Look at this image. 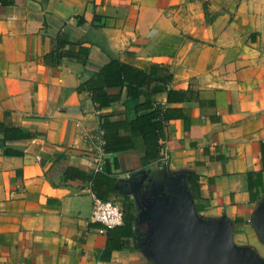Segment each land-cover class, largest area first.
I'll list each match as a JSON object with an SVG mask.
<instances>
[{"label": "crops", "instance_id": "crops-1", "mask_svg": "<svg viewBox=\"0 0 264 264\" xmlns=\"http://www.w3.org/2000/svg\"><path fill=\"white\" fill-rule=\"evenodd\" d=\"M59 32L88 48L85 64L53 62ZM112 59L166 84L155 160L139 138L100 151L99 115H132L125 87H107L119 99L101 109L77 87ZM170 88L186 93L167 101ZM141 170L183 172L190 192L192 176L198 214L224 215L234 243L264 258L251 223L264 197V0H0V264H151L122 183ZM96 190L133 201L131 227L98 231Z\"/></svg>", "mask_w": 264, "mask_h": 264}, {"label": "water", "instance_id": "water-1", "mask_svg": "<svg viewBox=\"0 0 264 264\" xmlns=\"http://www.w3.org/2000/svg\"><path fill=\"white\" fill-rule=\"evenodd\" d=\"M122 183L143 226L137 246L151 264H264L253 248L234 243L233 224L224 215L198 214L185 173L165 170L152 178L141 170ZM251 223L264 243V197Z\"/></svg>", "mask_w": 264, "mask_h": 264}, {"label": "trees", "instance_id": "trees-1", "mask_svg": "<svg viewBox=\"0 0 264 264\" xmlns=\"http://www.w3.org/2000/svg\"><path fill=\"white\" fill-rule=\"evenodd\" d=\"M56 41L57 46L50 53L52 59L53 57L55 58L54 63H58L62 58L76 59L83 64L86 63L88 57V48L86 46L78 45L75 48V44L67 40L64 32L57 34ZM150 78L151 76L148 73L112 59L93 72L88 80L77 87L79 91H88L90 93L96 109L108 106L119 99L118 94L107 93V87H125L126 99L124 104L126 110L132 115L119 122L109 120L108 115H99L103 153L133 148L134 141L139 138L143 141L144 146L142 159L151 161L160 157L161 145L158 139L164 135V121L168 119L167 111L170 108H161L158 104H155L154 95L166 90V84H145L150 81ZM166 79H169V75L166 76ZM179 93L185 94L186 91L167 89V101L170 100L171 94ZM140 97H144L143 101H140ZM119 130L127 132V135L120 136L118 134ZM4 152L9 155L21 154L19 151L9 149H5ZM93 183H96V175ZM190 189L193 194L196 193L197 184L192 176ZM95 194L102 200L106 199L98 195L97 190ZM121 210L123 224L131 227L135 218L133 201L125 197L121 203ZM112 230L114 228L107 231L110 233Z\"/></svg>", "mask_w": 264, "mask_h": 264}, {"label": "built area", "instance_id": "built-area-1", "mask_svg": "<svg viewBox=\"0 0 264 264\" xmlns=\"http://www.w3.org/2000/svg\"><path fill=\"white\" fill-rule=\"evenodd\" d=\"M103 141L100 140V151H102ZM90 221L98 222L101 227L98 229L100 233H104L109 229L115 228L122 224V210L119 204L110 200H102L97 196H93L91 203Z\"/></svg>", "mask_w": 264, "mask_h": 264}]
</instances>
